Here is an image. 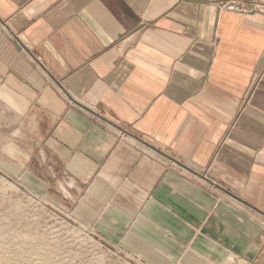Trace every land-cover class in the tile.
Masks as SVG:
<instances>
[{
  "label": "crops",
  "instance_id": "crops-1",
  "mask_svg": "<svg viewBox=\"0 0 264 264\" xmlns=\"http://www.w3.org/2000/svg\"><path fill=\"white\" fill-rule=\"evenodd\" d=\"M1 157L144 264H264V13L0 0Z\"/></svg>",
  "mask_w": 264,
  "mask_h": 264
},
{
  "label": "rangeland",
  "instance_id": "rangeland-1",
  "mask_svg": "<svg viewBox=\"0 0 264 264\" xmlns=\"http://www.w3.org/2000/svg\"><path fill=\"white\" fill-rule=\"evenodd\" d=\"M2 162L3 157L0 264H144L89 233L49 197H40L23 181L8 178Z\"/></svg>",
  "mask_w": 264,
  "mask_h": 264
},
{
  "label": "built area",
  "instance_id": "built-area-1",
  "mask_svg": "<svg viewBox=\"0 0 264 264\" xmlns=\"http://www.w3.org/2000/svg\"><path fill=\"white\" fill-rule=\"evenodd\" d=\"M217 4L220 10L249 13L258 11L264 13V0H210Z\"/></svg>",
  "mask_w": 264,
  "mask_h": 264
}]
</instances>
